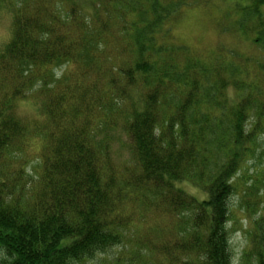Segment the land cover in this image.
I'll return each instance as SVG.
<instances>
[{
	"label": "trees",
	"instance_id": "16d2710c",
	"mask_svg": "<svg viewBox=\"0 0 264 264\" xmlns=\"http://www.w3.org/2000/svg\"><path fill=\"white\" fill-rule=\"evenodd\" d=\"M191 1L0 0V264H232L241 181L262 186L243 254L264 264V0L237 21L260 56L212 61L173 35Z\"/></svg>",
	"mask_w": 264,
	"mask_h": 264
},
{
	"label": "rangeland",
	"instance_id": "374dc122",
	"mask_svg": "<svg viewBox=\"0 0 264 264\" xmlns=\"http://www.w3.org/2000/svg\"><path fill=\"white\" fill-rule=\"evenodd\" d=\"M245 0H192L191 3L176 15L173 21V35L176 42L183 44L198 52L206 60H214L218 54H225L226 50L233 49L241 53L242 56H256L257 44L252 40V35L240 29L237 22L240 18V7L244 6ZM86 8L89 6L84 4ZM239 16V17H238ZM11 27V15L4 7L0 8V47L7 40ZM219 49V52H216ZM223 56V55H222ZM228 60V58H226ZM256 60V59H254ZM252 68L255 62H250ZM63 68V66H62ZM59 74L60 69L56 68ZM232 94V91H230ZM40 99L37 95L30 93L25 97L16 100L15 109L17 114L24 117L27 121L39 118L41 112ZM33 151L39 146V142L33 141ZM117 144V143H116ZM118 147V145H117ZM119 149H123L119 146ZM123 151H120L122 153ZM36 164L35 160L28 163L26 169L35 176L32 167ZM242 174L252 177L256 174L249 171L251 165L245 164ZM262 167L259 168V173ZM247 180V179H246ZM253 183V181H251ZM243 185L241 181L235 194L230 198L231 217L228 223L229 246L231 249L232 264H254L252 256H245L249 247V231L252 228V219L257 217L256 210L259 206V190L262 186ZM197 197H202L203 193L191 184L184 186ZM255 187V188H254ZM249 200V201H248ZM252 204L250 202H254Z\"/></svg>",
	"mask_w": 264,
	"mask_h": 264
}]
</instances>
